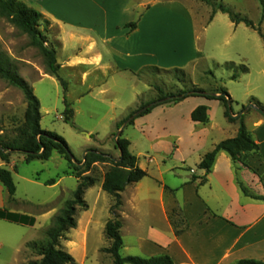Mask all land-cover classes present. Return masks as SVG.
<instances>
[{"label": "rangeland", "instance_id": "1", "mask_svg": "<svg viewBox=\"0 0 264 264\" xmlns=\"http://www.w3.org/2000/svg\"><path fill=\"white\" fill-rule=\"evenodd\" d=\"M19 1L39 11L35 2ZM67 1L68 4L58 13L74 23L65 30L72 29L75 34L65 33L61 45L56 40L58 31L55 28L42 23L40 30L46 36L45 45L54 48L58 75L67 84L65 96L72 110L69 121H65L63 88L47 71L40 51L31 45L27 35L0 17V53L10 59L18 76L37 98L41 130L62 138L73 158L68 162L54 151L46 161L26 163L24 156L18 153L10 157L8 164L0 161V168L11 172L15 185V194L10 199L0 184L3 190L1 209L35 220L33 226H28L0 219V264H31L41 259L27 248V244L44 241V231L59 215L64 203L72 199L78 184L75 176L84 169L83 159L88 151H97L118 160L120 154L115 147V137L119 130V135L130 142V153L153 176L143 180L144 185L137 193L133 185L126 187L120 194V205L114 209L121 222V256L142 257L134 246L135 236L144 237L150 224L155 229H165L158 199L159 185L154 178L167 185L177 184L185 172V175H189L188 171L193 174L199 155L209 147V142L192 137L194 128L199 131L204 126L194 124L188 109L176 104L156 106L150 114L117 129L130 113L159 97L149 86L150 82L164 93L171 94L191 88L205 92L224 88L232 101L228 104L231 113L242 115V121L249 129L251 120L264 121V41L257 30L247 27L244 22L231 28L229 16L218 10L224 7L233 15L251 22L264 34V0H208L211 5L203 0H160L150 11L151 15L164 18L160 24L162 31L154 38V48L151 49L159 53L155 56L149 53L141 61L159 63L164 66L160 69H178L182 73L145 72L143 79L128 71L117 70L115 67L135 68L138 65L134 60L117 55L114 61L108 62L113 73L106 72V75L80 65L85 48L78 42L76 31L80 29L77 24H92L93 5L85 6L79 0ZM120 8L117 4V11ZM105 9L109 17L115 16L109 11L111 7ZM212 9H217L220 15L211 23ZM131 13V7L121 10L124 17ZM187 13L192 17L194 32L185 17ZM115 46L122 50L126 44L120 41ZM173 65L176 67L172 68ZM25 109L22 92L0 78V125L4 133L10 134L22 124ZM224 112V105L220 101L215 103L211 109L213 131L209 132V137L222 140L228 137L226 128L231 122ZM109 167V163H95L82 175L95 180L83 195L87 209H77L75 219L78 226L59 240L58 249L68 253L75 264H114L112 257L105 252L110 242L105 237L104 228L109 220L114 219L111 209L117 201L101 189L104 173ZM47 181H53L54 185L46 186ZM163 203V219L167 218L174 232L183 230L186 221L177 204L166 193Z\"/></svg>", "mask_w": 264, "mask_h": 264}, {"label": "crops", "instance_id": "2", "mask_svg": "<svg viewBox=\"0 0 264 264\" xmlns=\"http://www.w3.org/2000/svg\"><path fill=\"white\" fill-rule=\"evenodd\" d=\"M26 1L35 2L49 26L58 31L56 40L61 45H63L65 33L75 34L72 29L65 30L68 25L74 23L58 13V10L68 4L67 0ZM79 1L85 6L93 5L92 24H77V28L80 29L76 31L78 42L85 48L82 52L83 60L80 65L96 72L102 71L104 74L106 72L113 73L114 69L108 62L114 61V57L117 55L138 62L135 68L115 67L117 70L128 71L132 75L149 65L164 67L159 63H143L141 61L149 53L153 56L159 53L157 50L155 52L151 49L154 48V38L162 31L160 24L164 18L151 15L150 11L151 7L160 0ZM117 4L121 6L118 11ZM105 7H111L109 11L114 12L115 16L111 17L110 15L109 17ZM125 7H131L133 10V13L127 14V17L121 15V10ZM219 15L220 12H217L210 22L212 23ZM185 17L189 20L191 31L194 32L192 17L189 13ZM131 23L135 24L134 28L127 27ZM229 25L232 28L235 24L230 20ZM120 41L126 44L122 50L115 46V43ZM171 67L174 68L176 65ZM215 103L218 101L190 97L175 105L186 107L189 116L198 106L208 108V123L203 125L204 127L199 131L194 128L192 137L198 141L209 142V147L199 155L193 174L188 171L189 175H185V171L175 168L179 172H185L183 179L177 184L167 185L163 180L154 178L155 183L159 185L158 199L165 229L163 231L155 229V226L150 224L147 226L144 237L142 235L135 236L134 246L142 254V257L167 255L174 264H236L241 260L264 263V121L263 119L254 121L249 119L252 122L250 129L247 127V123H244L259 147L257 153L247 157L246 166L232 161L226 153L220 152L216 156L211 172L206 176L205 184L201 185L200 178L204 176V171L199 170L198 165L202 157L210 152L217 143L234 138L239 128V121L236 120L229 123V127L226 128L229 134L228 137H224L226 139L209 137V132L213 131L211 109L215 107ZM246 121L247 118L244 122ZM183 165L185 164L183 163ZM138 166L144 170L140 163ZM144 171L147 173V177L153 178L146 170ZM147 177L146 179H148ZM143 180L132 184L135 187L133 188L134 192L137 193L138 189L143 187ZM241 187L246 191V194L242 192ZM2 193L3 190L0 187V195ZM165 193L177 204L186 221L185 228L179 236L175 235L167 218L163 219ZM0 210H2L1 207Z\"/></svg>", "mask_w": 264, "mask_h": 264}, {"label": "trees", "instance_id": "3", "mask_svg": "<svg viewBox=\"0 0 264 264\" xmlns=\"http://www.w3.org/2000/svg\"><path fill=\"white\" fill-rule=\"evenodd\" d=\"M203 1L206 4L211 5L208 0ZM218 10L221 13L227 14L231 22L235 25L244 22L247 27L257 30L264 41V34H262L259 29H255L251 22L233 15L222 6L219 7ZM217 12V9H212V15L210 18L212 19ZM0 17L6 19L23 34L27 35L30 39L31 45L40 51L47 71L63 88L65 121H69L72 117V110L70 109L65 96L67 84L58 75L59 65L56 62V52L54 48H49L45 45L47 42L46 36L40 30L41 24H48V21L45 20L39 11L26 6L19 0H0ZM127 27L134 28L135 24H128ZM246 70L247 69H244V71ZM145 72L169 74L182 73V70H164L157 67H144L138 72H135L134 75L138 79H143V76L146 75ZM208 73L211 75V72ZM0 78L19 89L24 95L26 101V109L22 124L18 125L10 134L4 133V130L0 125V161L4 164H8L10 157L17 153L24 156V161L26 163L33 160L46 161L51 158L52 153L55 151L64 156L68 162H71L73 158L64 140L53 133L41 130L39 126L40 107L37 98L34 96L29 85L18 76L10 59L2 53H0ZM149 86L157 91L159 97L152 102L141 105L137 110L130 113L126 119L118 124V130L126 121H128L127 125H131L136 118L150 113V111L156 106L163 104H177L188 97H202L207 100L220 101L225 107V117L230 122L239 120L240 124L236 136L217 143L210 152L202 157L198 165V169L204 171V176L200 178L201 185L205 184L206 176L211 172L218 153L224 152L232 161L239 162L246 166L247 157L250 154L258 152L259 147L246 129L242 121L243 116L234 117L235 115L231 113L228 104L232 103V101L224 88H220L214 92H205L200 89L191 88L171 94L164 93L152 82L149 83ZM158 101L160 102L159 104L151 106L152 103ZM139 111L140 113L135 116ZM207 112L208 108L206 106H198L192 111L190 118L195 123L206 125L209 121ZM262 114V116H264V113ZM129 146V141L122 138L120 134L115 137V147L120 154L118 158L119 161L110 158L106 154H100L97 151H89L84 156L83 160L85 167L75 176L78 184L73 193L72 199L66 201L59 215L52 219L50 226L44 231V241L27 244V248L41 258L39 261L32 262L31 264H75L74 259L68 253L58 249V243L67 231L76 228L77 221L75 216L77 209L80 208L83 211L87 209L83 195L88 188L95 184V180L82 175L88 172L90 167L95 163L110 164L109 169L104 173L101 189L106 194L114 197L117 201L116 205L111 209V214L114 215V219L109 220L104 228L105 237L110 242V246L105 252L112 257L114 264H174L172 259L167 255H158L154 257L121 256V250L123 248V241L120 235L121 222L118 220V217L115 216L114 209H116V206L118 207L120 205V194L127 186L136 184L147 177V173L139 168L137 158L130 153ZM75 169L78 170L77 168ZM0 184L5 189L8 197L10 199L13 198L15 194V185L12 174L7 168H0ZM45 185L52 186L54 185V182L47 181ZM241 190L246 194V191L242 187ZM0 219L6 220L10 223L28 226H33L35 223V220L32 217L9 213L5 210H0ZM182 231L183 230L181 229L175 230V235L179 236ZM236 264L264 263L254 260H241Z\"/></svg>", "mask_w": 264, "mask_h": 264}, {"label": "water", "instance_id": "4", "mask_svg": "<svg viewBox=\"0 0 264 264\" xmlns=\"http://www.w3.org/2000/svg\"><path fill=\"white\" fill-rule=\"evenodd\" d=\"M159 103H160L159 101H158V102H155V103H152L151 106H153V105H157V104H159ZM139 113H140V111L137 112V114H135V116H137ZM262 113H264V112H262ZM239 116H241V115H236V116H234V117H239ZM127 124H128V121H126V122L122 125V128H125V127L127 126ZM120 131H121V130L118 131L116 137L119 135ZM88 152H89V151H88ZM117 161H119V160H117Z\"/></svg>", "mask_w": 264, "mask_h": 264}]
</instances>
